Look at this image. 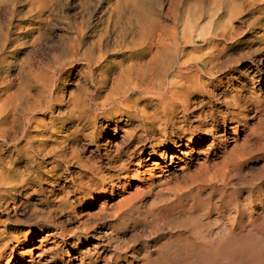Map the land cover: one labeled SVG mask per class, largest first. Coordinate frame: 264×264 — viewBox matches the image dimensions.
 Wrapping results in <instances>:
<instances>
[{"label":"rangeland","instance_id":"374dc122","mask_svg":"<svg viewBox=\"0 0 264 264\" xmlns=\"http://www.w3.org/2000/svg\"><path fill=\"white\" fill-rule=\"evenodd\" d=\"M13 107L0 264H264V0H0Z\"/></svg>","mask_w":264,"mask_h":264},{"label":"bare ground","instance_id":"6f19581e","mask_svg":"<svg viewBox=\"0 0 264 264\" xmlns=\"http://www.w3.org/2000/svg\"><path fill=\"white\" fill-rule=\"evenodd\" d=\"M187 19V18H186ZM185 19V20H186ZM188 20H189V18H188ZM187 20V21H188ZM184 22V21H183ZM189 22V21H188ZM189 24V23H188ZM187 24V25H188ZM185 25V24H184ZM186 25V26H187ZM186 26H184V28L186 27ZM190 27V26H189ZM185 29H187V28H185ZM138 43V42H137ZM135 44L136 43H134V46H135ZM139 47H140V45H139ZM134 48V47H133ZM136 48V47H135ZM142 48V47H141ZM137 49V48H136ZM143 49V48H142ZM159 49V48H158ZM161 49V48H160ZM135 50V49H134ZM138 51V50H137ZM155 53L156 54H154L153 55V58H155V59H157L158 57H160V56H158V53L155 51ZM160 55V54H159ZM157 57V58H156ZM156 63V62H155ZM127 68H126V70H124L123 71V73L124 74H121L122 76H120L119 77V83H120V85H122V84H124V85H128L129 86V88H132V90L133 89H136L137 90V92H139V94L141 95V94H145V92H146V87H144V86H146V84L148 85L149 83H146V79H145V77L148 79V75L146 74V72H144V68H146V67H144L143 66V64L142 63H136V64H134V63H130L128 66H126ZM149 69V68H148ZM151 69V68H150ZM150 69H149V71H150ZM149 71H148V73H149ZM144 72V73H143ZM150 74H151V72H150ZM147 75V76H146ZM140 76H142V80H143V82H144V84H143V82H141L140 83V81H142L141 80V78H140ZM152 76V75H151ZM146 83V84H145ZM150 87H151V85H149ZM149 87V88H150ZM128 90V89H127ZM135 90V91H136ZM149 89H147V91H148ZM185 92V91H184ZM186 93L187 92H185L184 93V95L186 96ZM188 95L187 96H189V93H187ZM185 96H182V101L184 102V106L186 107V105L188 104V102H187V98L185 97ZM181 98V97H180ZM16 108V107H15ZM14 107L12 108V110H7V111H5V110H3V111H1L0 112V116H1V118H3L4 119V121H8L13 115H14V113L16 112V110H17V108L15 109ZM238 116H239V114L237 113V114H233V116H231V117H235V118H238ZM228 117V115L224 118V122H227L228 120H232V119H229V118H227ZM233 121V120H232ZM235 121V120H234ZM233 121V122H234ZM237 122H240V121H238V120H236ZM102 130V129H101ZM185 154H187V153H185ZM39 154H37V153H31V154H27V155H17L15 158H14V161H18V160H24V161H31V160H37V159H39ZM157 157V156H156ZM161 157V156H160ZM155 158V157H154ZM171 158L172 159H175V157L174 156H171ZM41 160V159H40ZM112 189V188H111ZM34 236H37V234H35ZM34 251V250H33ZM32 251V252H33ZM14 255V254H13ZM14 261V260H13ZM33 262V261H32Z\"/></svg>","mask_w":264,"mask_h":264}]
</instances>
